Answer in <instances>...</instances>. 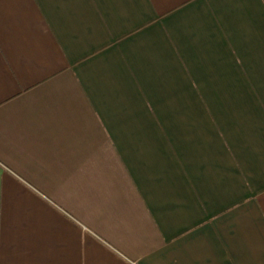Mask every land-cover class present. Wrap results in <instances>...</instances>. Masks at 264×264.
I'll return each mask as SVG.
<instances>
[{
  "label": "crops",
  "instance_id": "obj_1",
  "mask_svg": "<svg viewBox=\"0 0 264 264\" xmlns=\"http://www.w3.org/2000/svg\"><path fill=\"white\" fill-rule=\"evenodd\" d=\"M0 264H264V0H0Z\"/></svg>",
  "mask_w": 264,
  "mask_h": 264
}]
</instances>
